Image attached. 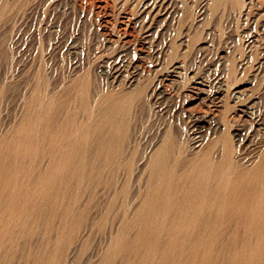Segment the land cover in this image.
<instances>
[{
  "label": "bare ground",
  "instance_id": "obj_1",
  "mask_svg": "<svg viewBox=\"0 0 264 264\" xmlns=\"http://www.w3.org/2000/svg\"><path fill=\"white\" fill-rule=\"evenodd\" d=\"M253 1L200 0L196 13ZM103 67L0 74V264H264V145L231 124L227 101L195 113L188 135L161 119L132 132L144 88L114 89L118 66Z\"/></svg>",
  "mask_w": 264,
  "mask_h": 264
},
{
  "label": "rangeland",
  "instance_id": "obj_2",
  "mask_svg": "<svg viewBox=\"0 0 264 264\" xmlns=\"http://www.w3.org/2000/svg\"><path fill=\"white\" fill-rule=\"evenodd\" d=\"M4 1L10 7L0 19V74L18 65L21 75L35 62L54 79L74 68L105 65L107 70L115 63L122 76L119 85L112 84L114 89L144 88L131 105L132 132H146L161 119L174 121L188 135L195 113H210L227 101L231 124L248 129L264 145V0H254L248 14L227 3L204 17L196 13L200 0H0V4ZM167 45L170 50L158 56ZM175 60L181 61L180 67L171 70ZM98 72L102 81L109 76V71ZM126 79H134L130 88L123 85ZM224 80L227 97L217 90ZM154 87L158 94L144 100ZM11 94L8 89L2 94V109ZM205 127L197 130L202 133Z\"/></svg>",
  "mask_w": 264,
  "mask_h": 264
}]
</instances>
